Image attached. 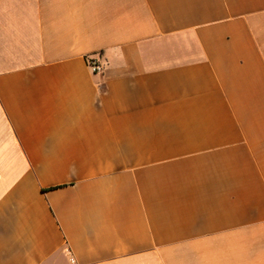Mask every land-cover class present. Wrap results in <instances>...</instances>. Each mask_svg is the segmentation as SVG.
I'll use <instances>...</instances> for the list:
<instances>
[{"label":"crops","instance_id":"1","mask_svg":"<svg viewBox=\"0 0 264 264\" xmlns=\"http://www.w3.org/2000/svg\"><path fill=\"white\" fill-rule=\"evenodd\" d=\"M0 264H264V0H0Z\"/></svg>","mask_w":264,"mask_h":264},{"label":"built area","instance_id":"2","mask_svg":"<svg viewBox=\"0 0 264 264\" xmlns=\"http://www.w3.org/2000/svg\"><path fill=\"white\" fill-rule=\"evenodd\" d=\"M87 63L92 74H98L102 71V67L95 61L88 60Z\"/></svg>","mask_w":264,"mask_h":264}]
</instances>
